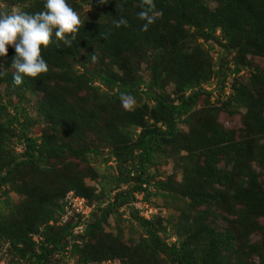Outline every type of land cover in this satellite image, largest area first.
Wrapping results in <instances>:
<instances>
[{
  "label": "trees",
  "instance_id": "16d2710c",
  "mask_svg": "<svg viewBox=\"0 0 264 264\" xmlns=\"http://www.w3.org/2000/svg\"><path fill=\"white\" fill-rule=\"evenodd\" d=\"M67 3L82 24L74 38L66 37L67 47L53 38L41 48L47 72L14 86V49L0 57V190L10 187L21 198L14 205L0 191V261L61 264L66 251L75 264L119 258L156 264L158 256L165 258L158 264H230L232 258L245 264L248 255L264 264V228L255 222L264 218V176L258 180L250 168L264 169V68L255 63L264 60V0ZM0 5L31 14L43 0ZM142 10L153 17L146 30ZM120 18L126 24L116 27ZM121 93L134 98L131 109L122 108ZM220 114L239 116L238 130L225 128ZM37 125L42 133L30 136ZM92 157L104 167L112 163L96 188L83 182L95 179V169L80 168ZM167 161L171 173L160 178L158 166ZM68 191L97 202L80 236L71 233L70 221L55 225L61 212L54 200ZM139 193L143 202L160 196L167 208L178 205L177 216L164 225L143 218L132 208ZM212 208L233 212L235 222L218 228ZM125 209L140 230L130 247L119 229L112 235L101 228L108 218L121 220ZM252 232L262 239L247 244Z\"/></svg>",
  "mask_w": 264,
  "mask_h": 264
},
{
  "label": "clouds",
  "instance_id": "9594fccd",
  "mask_svg": "<svg viewBox=\"0 0 264 264\" xmlns=\"http://www.w3.org/2000/svg\"><path fill=\"white\" fill-rule=\"evenodd\" d=\"M100 3H104V0H100ZM147 3L151 6V0H147ZM138 17L145 21L141 30H146L148 24L152 23L153 20V17L148 14V11H140ZM81 24L82 21L79 14L73 10L67 3V0H43L42 10L31 14L18 8L0 10V57L6 55L8 47L14 49L15 54L11 58L10 63L11 68L14 69L12 76L13 85H21L25 77L35 78L39 74L47 72L48 66L41 56V48L47 47L53 38L62 41L67 47L70 44V40L66 37L72 36V38H74V34L77 33ZM114 24L116 27H119L125 25L126 21L120 18L114 21ZM94 59L95 57L93 56V60ZM213 86L212 83L211 86L204 88L206 90H211ZM227 95L228 94H226V96ZM211 98L213 99L212 96ZM120 102L122 108L126 110L130 109L135 103L134 98L130 94L124 93L120 95ZM63 197L59 199L57 203L60 212V202ZM83 199L87 202L85 198ZM88 205H94V209L96 207V205L92 203ZM103 206H105L104 203L101 204V207ZM94 209L89 215L88 222L91 219ZM39 231L40 228H38V232ZM39 240L40 237H38V234H35L33 236V241L38 242ZM174 241V238L170 239V242ZM109 260L120 264V260ZM0 264L5 263L4 261H0Z\"/></svg>",
  "mask_w": 264,
  "mask_h": 264
},
{
  "label": "rangeland",
  "instance_id": "374dc122",
  "mask_svg": "<svg viewBox=\"0 0 264 264\" xmlns=\"http://www.w3.org/2000/svg\"><path fill=\"white\" fill-rule=\"evenodd\" d=\"M3 5H0V7H2ZM211 43V42H210ZM212 44V43H211ZM209 47V43H203V48L207 49ZM215 49L211 51V55L213 60L216 59V56L218 55L217 52L219 49H217V47H214ZM255 63L256 65H258L259 68L263 69L264 68V60H260V59H255ZM144 67L141 66V70L139 72V76L141 78H143L144 80H146V73L144 72ZM204 87H209V86H203ZM229 89V88H228ZM166 92L169 93L171 91V87L167 86L165 88ZM225 93H227V91H225ZM229 94V92L227 93ZM224 96H226L224 94ZM37 101V99L34 97L32 99V104ZM132 108V107H131ZM130 108V109H131ZM129 110V109H127ZM242 112V111H241ZM218 120L220 121V123L225 127V128H233L234 130H238V128L240 127V117L239 116H234L231 119L226 118L223 114H220L218 117ZM42 126L41 125H37L35 127H32L29 131L30 136L32 137H39L40 134L42 133ZM237 132V131H236ZM262 145H264V140L261 141ZM19 148H16L15 151L19 152ZM93 159H86V161L82 164V166L80 167L81 169L85 168V167H92L95 169L96 171V177L93 180H88V179H84V184L87 185L88 187H93L96 188L97 186V180H98V176L99 175H104V174H109L112 171L110 170V167L112 166V163H109L107 165H105V167L102 165V163L100 162L101 158H95L92 157ZM250 168L252 169V171L256 174L258 180H261V178H263L264 176V169L262 168L261 165H258L256 163H252L250 165ZM172 170V162L167 161L166 163H163L161 165L158 166V174L160 176V178H164L166 175L170 174ZM176 181L180 180L179 174L177 173L175 176ZM6 192L7 193V198L11 201L12 204L14 205H18L21 203V198H19L18 196H16L10 187H4L2 188L0 191L1 192ZM151 192H153L151 190ZM225 192V190H224ZM228 192V191H227ZM98 194V188L95 191L94 195ZM112 194V192L110 193V195ZM104 198V197H103ZM60 199V198H59ZM59 199L54 200V202L58 203ZM168 201L162 199L160 196H156V197H150L147 201H145L143 204L147 207V210L150 209V213L147 219L149 220H159L161 222L162 225L165 224V221H170L174 216H177L178 214V209H176V206H174L173 208H167L166 207V203ZM92 204H97V202H95V200H92L91 202ZM104 205L106 204V202L104 201V199L102 200V203ZM97 206V205H96ZM140 206L142 207L143 205L140 204ZM104 207V206H103ZM180 208H182L181 206H179ZM132 208L135 209V207L132 206ZM213 211L215 212L214 214L217 216V220L215 223V226H217L219 228V226L221 227H230L231 226V221L235 222L236 220V216L235 214L232 212L231 216L226 215L223 211H219L218 208H212ZM126 211L123 212V216L121 220L115 221L114 217L108 218L106 221H104L103 223H101V228H102V232L103 233H109L114 235L118 229L121 231V239L122 241L128 245L129 247L133 245V243H135L137 241V239L139 238L140 235V230L133 225L132 223H130L127 219H128V210L125 209ZM138 211L139 214H142L143 212L140 211L138 209H135ZM235 211V210H234ZM227 218L228 222L225 221L223 222L222 220ZM255 222L257 224H259L262 228H264V218H260L258 217ZM168 227V226H167ZM40 231L38 232V237H40L39 233H41L42 229L41 226L39 227ZM167 235L168 237H170V239L173 238V234L174 232L171 231L169 228L167 229ZM236 234V233H235ZM262 239V234L261 232H252L249 235V239H248V243L247 244H253L256 242H260V240ZM170 243V240L168 241ZM156 259V260H155ZM154 261L156 262V264H158L160 262V260L165 261V258L163 256H158L157 258H155ZM159 259V260H157ZM118 260L119 263L121 264H127L126 260L124 258H119ZM235 258H232L230 264H235ZM153 261V260H152ZM153 261V263H154ZM245 264H257L258 260L255 256H247L245 257V259L243 260Z\"/></svg>",
  "mask_w": 264,
  "mask_h": 264
},
{
  "label": "built area",
  "instance_id": "2783aa9c",
  "mask_svg": "<svg viewBox=\"0 0 264 264\" xmlns=\"http://www.w3.org/2000/svg\"><path fill=\"white\" fill-rule=\"evenodd\" d=\"M223 90H224V94L226 95L229 91L227 83H224ZM225 91H227V93H225ZM213 96H214V92H213ZM142 197H143L142 193L135 194L132 206L135 207V209H138L139 212L140 211L143 212L142 214H139L140 216H142L143 218H148L150 209L147 210V207L144 205L145 203L142 201ZM60 204H61V213L59 214L55 225L62 226L63 224H65L70 220L72 222L71 233L75 236L82 235L83 230L86 224L88 223L89 215L94 209V205H88L83 198L75 196L72 192L66 193ZM140 204H142L143 206L141 207ZM48 225H52V221H49ZM73 242H75L76 244L78 243V241H73ZM63 256H65V259L64 262H62L61 264H75L74 260L67 258L66 251L63 253ZM91 264H117V263L107 260L105 262L91 263Z\"/></svg>",
  "mask_w": 264,
  "mask_h": 264
}]
</instances>
